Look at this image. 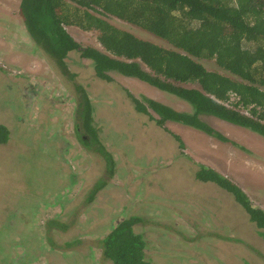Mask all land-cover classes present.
Masks as SVG:
<instances>
[{"label": "rangeland", "instance_id": "1", "mask_svg": "<svg viewBox=\"0 0 264 264\" xmlns=\"http://www.w3.org/2000/svg\"><path fill=\"white\" fill-rule=\"evenodd\" d=\"M20 5L0 0V125L11 134L0 145V264H112L100 243L132 217L141 220L134 230L151 264H264V230L232 194L197 179L201 168L213 169L264 208V138L209 116L203 120L228 141L175 122L160 126L131 96L180 112L191 107L135 78L114 73L104 82L77 52L63 71L29 37ZM90 12L170 48L98 8ZM66 29L83 47L104 51L99 31L74 22ZM197 61L227 74L213 60ZM85 96L97 141L78 127Z\"/></svg>", "mask_w": 264, "mask_h": 264}, {"label": "trees", "instance_id": "2", "mask_svg": "<svg viewBox=\"0 0 264 264\" xmlns=\"http://www.w3.org/2000/svg\"><path fill=\"white\" fill-rule=\"evenodd\" d=\"M96 8L166 41L170 48L114 27L90 12ZM19 14L32 41L63 71L68 56L77 52L104 82H112L114 73L135 78L191 107L190 112H180L131 96L136 111L156 120L150 111L154 112L160 126L175 122L228 141L203 120L209 116L264 138V0H21ZM73 22L86 31H99L104 51L74 40L66 29ZM197 59L213 60L227 74L209 71ZM84 99L78 127L97 141L92 107L87 96ZM10 135L9 128L0 125V145L7 144ZM106 156L113 169L111 156ZM197 179L232 194L264 230V210L253 207L231 180L207 167L198 171ZM140 222L126 219L101 241L105 260L151 264L147 243L134 230Z\"/></svg>", "mask_w": 264, "mask_h": 264}, {"label": "crops", "instance_id": "3", "mask_svg": "<svg viewBox=\"0 0 264 264\" xmlns=\"http://www.w3.org/2000/svg\"><path fill=\"white\" fill-rule=\"evenodd\" d=\"M253 207H255V205H253ZM255 208L264 210V208H262V207H255Z\"/></svg>", "mask_w": 264, "mask_h": 264}]
</instances>
